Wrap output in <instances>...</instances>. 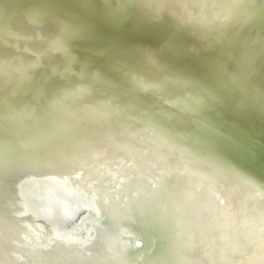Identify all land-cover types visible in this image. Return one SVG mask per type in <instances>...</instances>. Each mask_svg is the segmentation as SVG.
Listing matches in <instances>:
<instances>
[{
  "label": "bare ground",
  "instance_id": "bare-ground-1",
  "mask_svg": "<svg viewBox=\"0 0 264 264\" xmlns=\"http://www.w3.org/2000/svg\"><path fill=\"white\" fill-rule=\"evenodd\" d=\"M245 5L0 0V264H120L142 255L131 227L159 264H264V17Z\"/></svg>",
  "mask_w": 264,
  "mask_h": 264
},
{
  "label": "water",
  "instance_id": "water-1",
  "mask_svg": "<svg viewBox=\"0 0 264 264\" xmlns=\"http://www.w3.org/2000/svg\"><path fill=\"white\" fill-rule=\"evenodd\" d=\"M1 1H5V0H1ZM9 1V0H7ZM245 2V10L248 14L250 15H260L261 17H264V9L261 12H256L254 10V7L252 5H250V2L248 0H243ZM29 7L28 5H23L21 8L23 9V13L27 12V7ZM26 14H22V18H25ZM25 27V26H24ZM23 32H22V36H26L24 38H27V36L30 35V31L28 32V30H26L25 28H20ZM90 62L92 63V67L94 66H98L100 69H104V70H110L111 67V63H112V53L110 50H103V53L100 55H90ZM119 61V60H118ZM97 67V68H98ZM113 93V89L110 88L109 86H103L101 88H97L94 90L89 91V96L91 95H98L103 99L108 98L111 94ZM155 125L161 130L162 134H166L168 136H175L178 134V130L174 127H172L170 124L166 123V121H160L158 120V122H155ZM177 130V131H176ZM244 155H246V159L253 163L255 165V161L250 158V154L247 155V152H243ZM257 163H259L262 167H264V163H262L261 161H257ZM147 176H150V174L148 173ZM138 190V188H135L134 191ZM91 214L93 216L94 219V223L97 224V226H103L106 227L108 229H112L114 230V225L112 223V220L110 218L107 217L106 213L104 211H102L100 208L95 209V210H91ZM90 218V217H89ZM86 228H88L87 231H89L90 227L88 225H86ZM114 228V229H113ZM128 234V236L126 237V241L124 242L125 244H131L132 249L134 250H139L140 254L139 256L133 255L130 256L126 259H124L120 264H137L138 260L141 258L143 261V264H149L150 262L156 261L159 264L161 255H160V251L157 248V246H155L154 243V239L152 237V235H148L147 233H145L143 230H141L139 227H131V229H129V232L126 233ZM151 249V250H149ZM144 253V254H143ZM104 264H109V263H104Z\"/></svg>",
  "mask_w": 264,
  "mask_h": 264
}]
</instances>
